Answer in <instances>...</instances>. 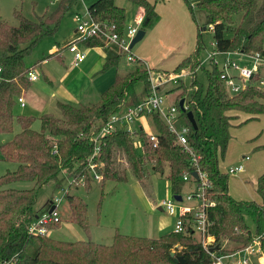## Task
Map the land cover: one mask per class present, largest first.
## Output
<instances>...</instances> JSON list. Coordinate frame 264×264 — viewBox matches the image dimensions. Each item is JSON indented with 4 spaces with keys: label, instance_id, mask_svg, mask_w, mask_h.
<instances>
[{
    "label": "trees",
    "instance_id": "1",
    "mask_svg": "<svg viewBox=\"0 0 264 264\" xmlns=\"http://www.w3.org/2000/svg\"><path fill=\"white\" fill-rule=\"evenodd\" d=\"M75 1L52 0V3L55 2L53 10L36 21H29L19 13H14L18 22L15 27L0 22V135H10L0 143V161L15 165L12 171L0 176V264H210L212 259L207 252L216 257L226 255V251L220 249L221 241L237 244L241 250L253 238L258 239L264 251V172L255 183L259 203L235 201L227 193V175L218 170L217 164V153L222 157L229 140V122L233 117L228 112L264 114V104L258 102L259 99L264 100V92L250 86L228 97L214 67L210 68V72L204 67L200 68L199 71L205 73V85H201L196 78L190 79L184 111L178 109V102L181 99L184 102L185 96L181 95L175 100L177 118L181 126L186 128V146L191 150L194 161L188 151L175 144L174 135L156 114L149 116L152 134L156 139L155 148L148 143L145 133L140 130L137 133L144 157L135 150L131 135L120 130L100 139L98 156V160L104 163L101 183L105 180L125 181L126 175L120 170L119 161H124L131 177L140 184L146 177L145 165L148 161L152 163L150 168L155 174H162L166 168L165 179L170 196L180 195L185 183L181 180L182 174L191 175L196 169L203 172L210 185L206 194L212 203L206 209L208 226L205 234L211 241L206 243L205 249L194 238L189 215L183 216V232L179 234L170 232L156 239H148L115 231L108 245L90 240L63 242L49 236L27 235L26 229L36 214L33 207L39 190L49 182H56L61 171L74 177L83 176L84 189H89L86 159L91 154L92 143L88 138L122 107L139 102L135 85L141 84L144 92H148L146 70L136 66L123 76H115L111 86L99 95L95 103L85 106L56 103L60 118L40 115L37 117L38 132L30 129L34 117L14 114L18 105L17 97L28 90L32 83L27 81L26 73L39 66L41 61L27 65L25 59L39 41L57 32L62 17ZM125 1L135 10H142L143 19L139 30L143 33L157 21L153 3L147 0ZM183 2L194 20L188 0ZM199 2L197 9L204 15L202 28L212 27L215 51L237 50L244 54L263 52L264 0ZM87 12L99 24L112 27L110 30L118 36L124 31L125 11L114 5V0H95L87 7ZM235 17H238V21L234 26ZM77 45L88 49H104L103 72L118 64L121 51L114 46H105V40L100 36L88 38ZM199 50L197 40L194 51L171 72L186 66L194 67L198 62ZM188 112L195 129L186 119L185 114ZM14 123L19 128L16 133H13ZM13 183H28L30 187L22 190L7 188ZM65 200L70 222L86 231L85 203L73 195H67ZM245 218L252 221V230ZM58 225H48L47 228L54 230ZM31 246L35 247L32 256L27 253Z\"/></svg>",
    "mask_w": 264,
    "mask_h": 264
},
{
    "label": "rangeland",
    "instance_id": "2",
    "mask_svg": "<svg viewBox=\"0 0 264 264\" xmlns=\"http://www.w3.org/2000/svg\"><path fill=\"white\" fill-rule=\"evenodd\" d=\"M94 1L95 0H76L70 10L62 17L57 32L52 37L44 38L37 43L29 56L25 59L26 64L30 65L35 61H39L41 58H45L48 55V49L50 47L57 48V51H59L61 55H64V53L67 52L66 46L73 42L76 38V35L73 31L75 30V23L73 21L74 14L78 13L82 15L84 12L83 7L87 8ZM147 1H151L155 5L156 9H158V11H156V16L158 20L160 19V28H158V23L157 26H154L155 28L151 27L146 30L141 39L132 44L129 50L130 53L140 59V61L145 64L148 69L154 72H171L173 68L182 60V58L190 55L194 51L197 40L200 46L198 60L199 58L203 59L206 54L214 52V48L211 46L212 32L209 30V27L201 30L203 29L204 15L202 11L197 9V3H200L199 1L201 0H188L189 6L191 7L194 15V20L191 19L189 11L183 0ZM54 4L55 2L52 3V0H0V22H3L8 26H17L18 22L14 16V13H19L22 17L29 21H36L37 18L43 14L50 13L54 8ZM114 5L124 9L126 26L130 25L132 17L135 13L134 7L125 0H114ZM237 21L238 17H235L233 22L234 26L236 25ZM197 34H199V37ZM227 36H230V34H227ZM215 60L219 66L222 58L217 56ZM62 64L63 65L57 63L53 59H50L48 64L43 66V72H47L52 78L55 79L61 71L74 74L71 77L72 79L68 84L65 85L64 88L72 93L75 99L79 100L75 104L78 106H85L95 103L98 100V96L93 93L92 88L96 82L93 85L90 84L81 70L80 71L82 73L79 72V70L72 71L73 68L69 67V64L66 60V54ZM143 64L127 62L125 55L121 54L116 68L110 69L106 73V76L104 75V77H106V84L112 82V77L109 79L107 75L110 74L111 76H122L133 71L136 66L139 68H144ZM83 66L84 64L81 65L80 69H82ZM203 67L207 72L211 71L207 64ZM187 68L188 67L186 66L182 67L181 69ZM33 70L38 72V66H35ZM38 74L39 73H37L38 79L36 82L32 83L30 91H33L38 95L39 93L42 95L45 93L47 95L46 91H42L36 87L37 83L46 87L43 77ZM194 78H196V80L201 85H205L206 77L203 71H197ZM189 82L190 79L184 78L179 82L167 83L159 88L158 94L162 96L165 108L175 106V100L180 98L181 95L185 96L183 102V108H185L187 93L190 90ZM140 86L141 84L135 85V90L138 91L141 88ZM22 94L23 92L19 94V97L22 98ZM258 102L264 104L263 99H259ZM17 111L18 107L16 106L14 109L15 115L17 114ZM21 113L34 117L30 129L38 132L39 123L37 121V116L40 113H35L34 111L31 112L27 107L21 109ZM228 114L233 117L229 122V140L222 157H220L217 153L218 169L220 172L225 173L227 168L242 164V174L234 177L227 175L228 193L231 198L236 199L235 201L243 200L259 202V197L255 192V181L257 177L264 172V114L250 115L241 112H228ZM177 117L178 113L176 112L173 118V126L176 130H179L181 123ZM139 128L141 129V132L145 134L153 133L152 124L149 117L132 121L127 127L123 128L131 135L130 138L133 145L136 143L138 136L132 135V132L138 131ZM18 131L19 128L17 124L14 123L13 133ZM9 137L10 135L6 136V140ZM134 148L137 152L139 151L138 147L135 145ZM141 156L144 157V154ZM245 156H247L249 159L246 162H240ZM0 165V176L6 171H12L15 166L12 163H1ZM151 166L152 163L148 161L145 165L147 174L145 179L141 182L142 184L131 177L124 161H119L120 170H123L127 176L125 181L117 182L113 180H105L101 183L93 181L89 177V189L85 190L84 186H72L68 188V195L76 196L85 203L86 220L89 229L92 230L94 227H96L98 219L100 224H108L118 227L119 232L122 233H126V231L129 230L128 226L135 221L137 223L143 221L149 222L147 204L149 202L154 203L155 193H159L160 198L163 197V185L167 175L166 168L162 174H155L151 170ZM69 178L70 177L66 172L61 171L58 174L56 182L53 181L44 185L37 194L36 202L33 207L34 210L36 211L40 209L36 212H41L45 207L44 206L42 208L45 201L53 199L55 195L60 194L57 193L58 191L67 187V181ZM29 187L30 184L28 183H13L7 186V188L17 190L27 189ZM102 188L103 195L100 199L99 193L102 191ZM193 190L194 185L189 180L188 182L184 183L180 193L182 204L192 209H194L198 203L194 201L186 203L184 202V199L185 196ZM167 198L169 197H163L162 199ZM56 210L60 220V224L56 230L67 235L65 224L70 223L67 201L64 199L60 204L57 205ZM98 215L99 218L97 219ZM162 215L165 216L164 213ZM245 222L252 230V221L249 218H245ZM145 225L147 229V224ZM71 226L74 229H77L79 233L84 234L82 230L76 226ZM135 236L142 237L144 236V232L139 231V233H137ZM50 238H58L60 241L67 240L55 237L53 234ZM194 238L195 240H199V237L196 233H194ZM254 239L256 238H253L250 244L253 243ZM210 241L211 239L209 238L208 242ZM107 242L103 243L105 244ZM240 248L241 246L228 241L223 240L220 242V249L225 250L226 255L235 254ZM235 258L236 257H232L229 260L222 259L221 263L232 264ZM249 261L251 264H256L254 258L250 259Z\"/></svg>",
    "mask_w": 264,
    "mask_h": 264
},
{
    "label": "built area",
    "instance_id": "3",
    "mask_svg": "<svg viewBox=\"0 0 264 264\" xmlns=\"http://www.w3.org/2000/svg\"><path fill=\"white\" fill-rule=\"evenodd\" d=\"M83 11L82 15L75 13L73 16V21L75 23L74 34L76 35V38L73 42L69 43L67 47V51L71 54V66L73 68H77L85 58V52L78 47L77 43L94 36L102 37L105 40V46H114L120 50L121 54L125 55L127 62L142 63L136 59L129 50L130 42L139 30V26L143 19L142 10L133 15L131 24L125 26L124 31L120 36L110 30L112 27L99 24L93 20L88 14L86 7H83ZM209 30H212L211 26H209ZM211 46L214 48V43H211ZM217 56L222 58L219 66L215 60ZM206 64L210 68L214 67L217 69L218 78L224 83L228 97H233L250 86H254L264 92V50L261 53L256 52L254 54H244L237 50L224 52H217L214 50L213 53H208L203 59H199L193 68L188 67L187 69H180L176 72H153L143 64L148 79V92L145 97L134 105H125L122 107L119 112L111 115L95 134L88 138V141L92 143L91 154L86 159V172L88 174V178L90 177V179L97 182L101 181L104 163L98 160V156L100 139L102 137L109 135L115 130L125 131L123 128L127 127L132 121L149 117L153 114L158 115L166 125L168 131L174 135L175 144L183 150L188 151L192 157L191 150H189L186 146V128L180 126L179 130L175 129L173 126V118L177 111L174 106L169 108L164 107L163 98L158 94V90L167 83L179 82L184 78L193 79L195 73ZM26 78L29 82H35L37 80V74L33 69L29 70L26 73ZM16 102L20 108L25 105L21 97H17ZM137 133L138 131H133L132 135H137ZM146 139L148 143L151 144L152 148H155V136L152 133L146 134ZM136 140L137 141L134 145L138 147L140 155H143L141 139L137 137ZM246 159L247 158L245 157L244 160ZM192 161H194L193 157ZM241 170V165L229 167L226 174L234 175L240 173ZM194 173L196 174V178H192L191 175L187 174H182L181 176V180L185 183L193 179V182H191L194 185V190L185 196L184 202H197L198 205H196L194 209L182 204V200L180 198L181 195H179V201H175L172 196L167 199L160 200L158 207L165 214L173 217L171 233L174 234L183 232L182 218L184 215H189L190 225L194 233H196L199 237L201 247L205 249V245L208 243L209 239V237L205 234L208 226L206 209L212 206V203L209 202L206 194V190L210 187V185L203 172L196 169ZM69 177L67 187L58 191L57 193L60 194L55 195L53 199L48 201L46 209L35 214L32 222L26 229L28 236H48L50 230L47 226L60 223L56 210L57 205L60 204L68 195V188L72 186L83 187L85 183L83 176L74 177L69 175ZM50 208H52V210H50ZM207 253L212 259L210 264H222V259H231L232 257H236L232 264H251L249 260L252 258L255 259L256 264L264 263V251L261 250L257 238L253 240L252 244L244 247L232 255L216 257L211 254V252Z\"/></svg>",
    "mask_w": 264,
    "mask_h": 264
},
{
    "label": "crops",
    "instance_id": "4",
    "mask_svg": "<svg viewBox=\"0 0 264 264\" xmlns=\"http://www.w3.org/2000/svg\"><path fill=\"white\" fill-rule=\"evenodd\" d=\"M148 2L152 3L151 1H148ZM140 11H141V9L137 8L135 10V13L140 12ZM154 11H155V13H156V11H158V9H156L155 5H154ZM159 22H160V19L158 20V18H157V21L155 22L156 24L154 23L152 25V27L155 28L154 26H157ZM158 28H160V23H159ZM78 47L85 52V58H84L83 62H81L79 64V66L77 68H73L71 66V54L68 51L66 53H64V55H61L60 52L57 51V48H55V47H50L48 49V55L45 58L39 59L41 61H40L39 66H38V68H39L38 72L35 71L36 74L39 73L43 77L44 84L46 85V87H44L43 85L37 83L36 87H38L42 91H46L47 95L45 93H43V95L39 93V95H38L35 92L30 91L31 87H32V83H34V82H32L30 88L28 90L24 91L22 94V99H23L25 105L22 108H20L17 105L18 111H17L16 115L28 117V114H22L21 113V109L27 107L31 112L34 111L35 113H40V114H38L37 117H39L42 114H48V115H51L53 117L55 116V118H57L58 116H59L58 118H60L59 112L56 108V103L68 102V103L75 104L79 101V100L74 98L72 93H70L69 91H67L64 88L65 85L68 84L69 81L72 79L71 77L74 74H69L68 72L61 71L57 75V78L55 79V78H52L47 72H45V71L43 72V66H46L50 59H53L57 63L63 65L62 63L64 62L65 54H66V60L69 64V67L73 68L72 71H77V70H79V72L83 71L84 76L86 77V79L88 80V82L90 84L93 85L96 82L92 88L93 93L95 95H97L99 97V95L103 91H105L109 86H111L115 76H118V75H114V76H111L110 74L107 75V77L109 79H111V77H112V79H111L112 82H109L108 84H106V79H105L106 77H104V75L106 76V73L110 69L105 71V72L101 71V68H102L104 60H105L104 49H102V48H89L88 49V48H83L81 46H78ZM52 54H54V56H50ZM55 55H58V56L56 57ZM135 58L138 59L136 56H135ZM184 58H182V59H184ZM138 60L140 61V59H138ZM83 64H84L83 68L80 69L81 65H83ZM115 68H111V69H115ZM157 72H166V71H157ZM101 74H103V75H101ZM99 76L102 78H100ZM37 79H38V77H37ZM140 87L141 88L138 91L135 90V93L137 95V99L139 101L142 100L146 95V92H144L142 85ZM30 116L31 115H29V117ZM139 130L141 131L140 128H139ZM6 136H9V135H0V143L3 142L4 140H6ZM245 157L247 158L246 160H244ZM245 157L240 162H246L249 159L247 156H245ZM1 163L5 164V162L0 161V164ZM239 165L242 166V164H239ZM14 168H15V166H14ZM227 169H226V172H227ZM242 173H243V167H242V170L240 173H237L234 175L233 174H226V175L234 177V176H237V175L242 174ZM126 178H127V176H126ZM164 182L165 183L163 185V197H170V192H169L168 183H167L166 179L164 180ZM255 183H256V181H255ZM100 193H102V194H100ZM100 193H99V198L102 197V195H103V188H102V191H100ZM227 193H228V190H227ZM228 195H229V193H228ZM163 197L160 198L159 193H155L154 203L149 202L147 204L148 212H149V214H148L149 222L143 221V222L137 223L135 221L134 223H131L128 226L129 230H127L126 233L119 232V228L115 227L113 225L100 224L99 219H98L99 215H98V217H97L98 222L96 223V227H94L91 230V229H89V227L87 225V230L82 231L84 234L79 233L77 231V229H74L71 226L73 224L70 222V223L65 224V228L67 230V235L56 230V229H58V228H56V229H54L56 231L50 230L48 236L51 237V235L53 234V235H55V237H59L61 239H67V240H64L63 242L90 240V241H92L94 243H98V244H104L103 242L109 241L107 243L110 244L112 236H113L115 231L119 232L120 234L132 236V237H139V236H135V235L137 233H139V231H141V232H144V236H142V237L148 238V239H156L163 234L170 233L171 229H172V225H173V217L165 214L158 207V203ZM232 199L236 200L234 198H232ZM150 201H151V199H150ZM255 203H259V202H255ZM47 204H48V201H45L42 208L45 206L44 209H46ZM67 208H68V204H67ZM39 210H36V211H39ZM36 213H38V212H36ZM68 213H69V209H68ZM163 213L165 214V216L162 215ZM145 224H147V229H146ZM52 239L59 240L58 238H52ZM107 243H105L104 245H108ZM27 253L32 256L35 253V247L34 246L29 247L27 249ZM227 260H229V259H227Z\"/></svg>",
    "mask_w": 264,
    "mask_h": 264
},
{
    "label": "water",
    "instance_id": "5",
    "mask_svg": "<svg viewBox=\"0 0 264 264\" xmlns=\"http://www.w3.org/2000/svg\"><path fill=\"white\" fill-rule=\"evenodd\" d=\"M202 30H204V28H203ZM143 34H144V33H143L142 31L138 30L137 33H136V35L134 36V38L131 40L130 46H132V44H134V43L137 42L139 39H141V37L143 36ZM178 109H179L180 111H184V108H183V100H182V99L178 102ZM185 116H186V119H187L188 123L190 124V126H191L193 129H195V124H194V122H193V119H192L190 113H189V112L186 113ZM191 176H192V178H196V174H195L194 172L191 173ZM172 198H173L175 201H179V200H180L179 196H177V195L172 196ZM50 210H52V208H50ZM50 210H49V211H50ZM171 255H172V254H171Z\"/></svg>",
    "mask_w": 264,
    "mask_h": 264
}]
</instances>
